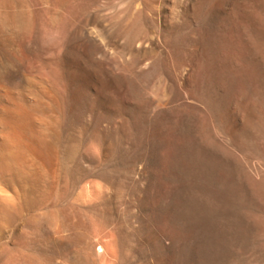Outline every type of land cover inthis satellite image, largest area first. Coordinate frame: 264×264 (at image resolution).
Segmentation results:
<instances>
[{
  "label": "rangeland",
  "instance_id": "rangeland-1",
  "mask_svg": "<svg viewBox=\"0 0 264 264\" xmlns=\"http://www.w3.org/2000/svg\"><path fill=\"white\" fill-rule=\"evenodd\" d=\"M0 264H264V0H0Z\"/></svg>",
  "mask_w": 264,
  "mask_h": 264
}]
</instances>
